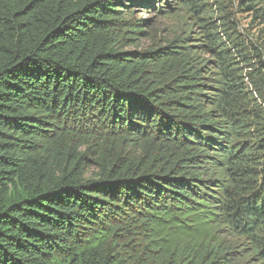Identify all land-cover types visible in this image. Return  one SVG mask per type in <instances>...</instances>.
<instances>
[{"label":"trees","instance_id":"16d2710c","mask_svg":"<svg viewBox=\"0 0 264 264\" xmlns=\"http://www.w3.org/2000/svg\"><path fill=\"white\" fill-rule=\"evenodd\" d=\"M0 264H264V0H0Z\"/></svg>","mask_w":264,"mask_h":264},{"label":"rangeland","instance_id":"374dc122","mask_svg":"<svg viewBox=\"0 0 264 264\" xmlns=\"http://www.w3.org/2000/svg\"><path fill=\"white\" fill-rule=\"evenodd\" d=\"M236 3V0H235ZM134 16L136 19L149 20L150 22V33L151 37L147 40H143L139 45L140 49L148 47L150 45L163 44L165 41L169 40L172 36L180 34H189L188 30H185L183 26V14L181 12L171 13L170 15H160L155 12H142L141 10H135ZM235 18L241 29L250 30L251 25L249 24V19L245 14L235 12ZM195 33V32H194ZM194 34H191L193 37Z\"/></svg>","mask_w":264,"mask_h":264}]
</instances>
